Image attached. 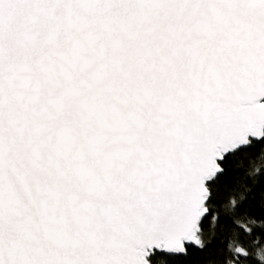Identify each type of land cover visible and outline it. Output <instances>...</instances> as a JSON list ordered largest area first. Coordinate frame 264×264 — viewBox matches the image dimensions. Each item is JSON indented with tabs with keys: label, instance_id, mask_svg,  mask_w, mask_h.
<instances>
[{
	"label": "snow or ice",
	"instance_id": "snow-or-ice-1",
	"mask_svg": "<svg viewBox=\"0 0 264 264\" xmlns=\"http://www.w3.org/2000/svg\"><path fill=\"white\" fill-rule=\"evenodd\" d=\"M0 264H264V0H0Z\"/></svg>",
	"mask_w": 264,
	"mask_h": 264
}]
</instances>
